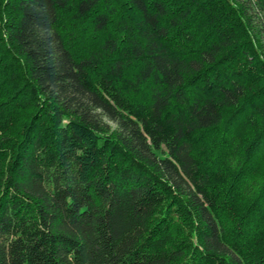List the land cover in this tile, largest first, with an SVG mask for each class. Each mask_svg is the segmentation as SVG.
<instances>
[{"label":"trees","instance_id":"obj_1","mask_svg":"<svg viewBox=\"0 0 264 264\" xmlns=\"http://www.w3.org/2000/svg\"><path fill=\"white\" fill-rule=\"evenodd\" d=\"M0 264H264V0H0Z\"/></svg>","mask_w":264,"mask_h":264}]
</instances>
